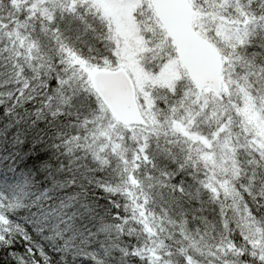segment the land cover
I'll list each match as a JSON object with an SVG mask.
<instances>
[{"label":"snow or ice","instance_id":"snow-or-ice-1","mask_svg":"<svg viewBox=\"0 0 264 264\" xmlns=\"http://www.w3.org/2000/svg\"><path fill=\"white\" fill-rule=\"evenodd\" d=\"M0 264H264V0H0Z\"/></svg>","mask_w":264,"mask_h":264}]
</instances>
